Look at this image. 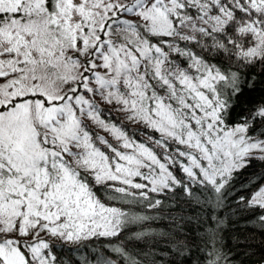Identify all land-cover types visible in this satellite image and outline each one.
Instances as JSON below:
<instances>
[{
  "label": "snow or ice",
  "instance_id": "obj_1",
  "mask_svg": "<svg viewBox=\"0 0 264 264\" xmlns=\"http://www.w3.org/2000/svg\"><path fill=\"white\" fill-rule=\"evenodd\" d=\"M260 236L264 0H0V264H264Z\"/></svg>",
  "mask_w": 264,
  "mask_h": 264
},
{
  "label": "trees",
  "instance_id": "obj_2",
  "mask_svg": "<svg viewBox=\"0 0 264 264\" xmlns=\"http://www.w3.org/2000/svg\"><path fill=\"white\" fill-rule=\"evenodd\" d=\"M256 171V169L255 168H249V169H247L246 170V173H252V172H255ZM242 180H244V179H247V175H245V176H243L242 178H241ZM244 195H248V192H245V193H243ZM228 215V213L227 212H225V216H227ZM249 217L247 216V214H245L244 216H242L241 217V219H248ZM254 229H253V227L252 226H249V228L247 229V231L248 232H252ZM261 240H264V236H260L259 237ZM228 243L230 244V241H228ZM242 259H243V257H242ZM194 264H195V260H194Z\"/></svg>",
  "mask_w": 264,
  "mask_h": 264
}]
</instances>
